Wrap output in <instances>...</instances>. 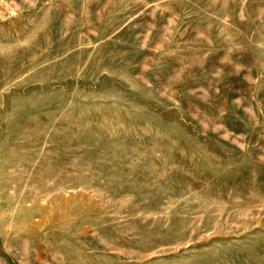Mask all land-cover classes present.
Masks as SVG:
<instances>
[{
    "label": "rangeland",
    "instance_id": "1",
    "mask_svg": "<svg viewBox=\"0 0 264 264\" xmlns=\"http://www.w3.org/2000/svg\"><path fill=\"white\" fill-rule=\"evenodd\" d=\"M0 264H264V0H0Z\"/></svg>",
    "mask_w": 264,
    "mask_h": 264
}]
</instances>
